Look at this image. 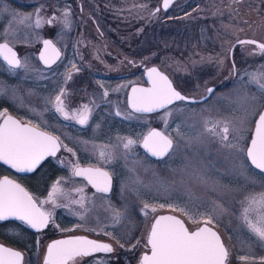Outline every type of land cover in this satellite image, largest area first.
Segmentation results:
<instances>
[{"label": "rangeland", "instance_id": "rangeland-1", "mask_svg": "<svg viewBox=\"0 0 264 264\" xmlns=\"http://www.w3.org/2000/svg\"><path fill=\"white\" fill-rule=\"evenodd\" d=\"M80 1L89 13L106 19L110 30L122 32L128 44L134 45L131 40H141V46L158 57L160 66L170 73L181 92L200 97L209 85L217 84L219 88L204 102L182 101L172 105L167 130L163 114L144 117L141 122L142 116L126 111L116 115L117 110L111 104L99 111V115L108 116L105 127L100 128L102 121L97 119L85 140H80L81 136L73 130L61 131V136L77 146L84 143L91 151L89 159L110 168L119 185L111 197L95 195L85 221L110 234L113 243H117L116 249L127 252L128 264H138L141 254L148 250L146 241L157 214L174 213L185 220L190 230L202 225L193 224L179 210L160 207L177 205L201 221L211 217L210 226L219 231L229 250L228 264H262L264 241L250 233L241 214L246 196L264 192V173L255 169L242 152L225 147L203 129L206 121L228 120L244 136L241 147L251 139L255 121L264 108V96L247 84L246 74L264 71V55L251 53V45L247 49L236 47L237 64L233 69L229 49L236 40L250 35L264 39V0H178L168 11L159 12L154 9L161 0ZM59 3V0H0V39L12 38L17 44L16 38L13 39L17 37L24 42L26 46L21 44V49L26 47L23 63L27 64V69L22 68L25 73H21L15 84L0 82L3 92L0 111L14 109L24 120L39 125L45 122L43 108L47 96L46 87L41 84L50 69L37 62V30L46 29V21L53 18V13H81L75 1L74 5ZM37 14L42 21L40 27H35ZM21 16H31L32 20L21 23ZM66 60L64 57L60 64ZM221 78L224 79L220 81ZM241 84L247 87L241 88ZM125 90L123 87L122 91ZM121 102L117 104L123 105ZM155 122H160L163 131L175 142L165 159L153 160L139 152L138 157L130 158L136 154L135 146L126 156L127 150L120 151L111 163L98 156L101 148L106 149L110 144L119 147L125 138L139 143ZM136 123H140V130ZM177 123L181 124L179 136L173 130ZM145 204L149 205L148 209L144 208ZM152 207L156 208L155 212ZM117 213L118 220L114 218ZM241 256L249 259L241 261L238 259ZM97 262L98 259L93 264Z\"/></svg>", "mask_w": 264, "mask_h": 264}, {"label": "snow or ice", "instance_id": "snow-or-ice-1", "mask_svg": "<svg viewBox=\"0 0 264 264\" xmlns=\"http://www.w3.org/2000/svg\"><path fill=\"white\" fill-rule=\"evenodd\" d=\"M172 0H163V8L166 10L171 5ZM141 7H145L141 5ZM158 7L155 11L159 12ZM5 11H7L5 9ZM70 13L64 12V26L70 27L68 20ZM31 16H21L20 22L31 21ZM55 17L48 20L52 24ZM42 21L39 15L35 18V27H40ZM240 44L255 45L261 54H264V43H258L255 40H239ZM0 57L8 64L10 69L25 68L27 64L22 63L16 52L13 51L7 43L0 44ZM60 57L59 49L53 45L52 41H44V51L40 54V60L45 65L51 67ZM221 63H223L221 61ZM72 69L79 71L76 65ZM148 79L151 83L149 88H133L131 97V107L138 113L157 112L166 109L163 113L165 128L167 130V120L172 116L173 110L169 107L175 101H190L197 103L190 97L182 95L168 77L160 73L153 67L148 70ZM248 76L247 84L254 86L264 96V71L246 74ZM72 79L71 72L65 75V82ZM246 84H241V88H246ZM212 88H208L209 94L213 93ZM0 95L3 92L0 91ZM104 96L108 93L104 92ZM247 93L245 92V96ZM65 91L61 89L59 93L50 98L45 105H51L56 113H59L65 120H74L78 124L86 125L92 114V108L88 104L82 105L80 109L70 111L65 103ZM252 99H255L253 96ZM116 115H120L117 111ZM243 123V121H242ZM177 135L181 134V124L177 123L173 129ZM204 133L217 137L225 147L242 152L245 159L255 169L264 173V111H261L254 125V135L249 142L241 147L244 136L241 130L231 126L228 120H210L204 124ZM232 133L231 139L229 134ZM136 141L131 138H125L122 142V148L131 151ZM61 143L57 137L50 135L46 131L40 130V125H33L31 121L22 122L8 114L7 109L0 111V162L15 169L16 172L30 173L35 172L43 161L49 156H55L60 150ZM66 147V146H64ZM142 147L151 156L162 158L169 154L173 147L172 138L166 134V131L150 130L142 138ZM71 151V149H67ZM98 156L105 163H111L114 156L111 152L101 148ZM73 176L83 177L98 193H107L111 191V176L109 172L101 168H81L78 164L73 165ZM53 187L52 193L62 191L58 186ZM80 193L79 200H72V203L79 204L82 208L85 203L83 189H76ZM51 202L56 205L53 196L50 195L47 201L37 202L36 199L20 184L8 177L0 179V221L16 219L28 227L41 232L51 224L55 228L59 225L55 223L52 213L46 211L41 205ZM245 207L242 210L241 219L246 228L259 241H264V192L248 195L243 201ZM145 204L144 208L148 209ZM161 208H171L183 212L193 224L202 223L201 227L190 230L185 223L171 215H161L153 223L146 245L149 247L150 254L142 255L140 264H228L229 250L224 245L221 237L213 231L208 225L212 224L210 216L202 221L193 213L185 208H179L177 205H160ZM152 212L156 211L152 207ZM147 215V212H145ZM119 219V213L114 217ZM83 219V216H81ZM110 235V234H109ZM39 240H37V244ZM139 243V241H137ZM124 247L123 244L120 245ZM114 249L108 243H101L90 240L85 237H72L68 239L57 240L48 245L44 264H74L77 258L91 256L93 253H110ZM238 259L247 261L249 257L241 256ZM0 264H24V256L20 251L0 245ZM100 264V262H97ZM264 264V259H262Z\"/></svg>", "mask_w": 264, "mask_h": 264}, {"label": "flooded vegetation", "instance_id": "flooded-vegetation-1", "mask_svg": "<svg viewBox=\"0 0 264 264\" xmlns=\"http://www.w3.org/2000/svg\"><path fill=\"white\" fill-rule=\"evenodd\" d=\"M74 1L77 2L78 9L81 13H70L68 17L70 27L66 28L64 26V14L53 13L52 17L57 18V20H53L52 24H48L47 21L50 19H47L46 29L41 31L37 30L35 47L37 51V62L40 66L50 69L48 75L45 72L42 79L43 83L41 84L46 87L47 91L45 105L50 98H54L63 89L65 91L64 99L66 107L70 111L80 109L84 104H88L92 108L89 121L86 125H81L74 120H65L51 108L50 104L47 105V110L44 105L45 122L43 125H40V130L57 137L61 143L60 150L55 156L47 157L35 172H16L15 169L0 162V179L8 177L14 180L25 188L38 203L47 201L50 195L53 196L56 205L59 206H54L51 202L44 203L41 206L46 211L52 213L53 219L59 225V228H55L50 224L48 228L37 232L35 229L28 227L16 219L0 221V245L20 251L24 256V264H44L47 247L54 240L66 237H85L110 243L114 250L110 253L97 252L91 256L77 258L74 264H93L97 259L103 264H107L106 262L108 264H128L126 258L127 252L120 249L117 250L115 247L117 243H113L111 236L107 235L105 230H98L85 221V217L90 212L95 195L111 197L116 192V189H119V185L116 184V175L107 166L99 165L89 159L88 156L91 155V151L89 148L84 147V143L82 147H79L70 139L61 136L60 133L65 130H73L81 136L79 138L80 140H85L87 138L86 134L95 128L94 123L97 119L101 118L100 128L105 127L106 117L108 118V116L99 115V111L106 109L105 107L111 106V104H114L115 109L119 112L126 111L129 114L142 116L141 122H143L144 117H158L166 109L150 114L133 111L128 105L129 92L133 85H148L147 69L153 66H157L164 72L173 84L174 81L170 73L160 66L158 57H154L152 51L150 52L147 48L141 46V40H131V42H135L134 45H132L133 43L128 44L122 32L110 30L107 25V20L100 19L96 15L89 13L80 0H59V4L63 5V2H66L67 5H74ZM238 1L241 2L243 0ZM14 38H16L19 44L13 43L12 38L9 40L0 39V43H7L14 48L18 58L23 63L26 47L25 49H21V44L25 46L26 44L17 37ZM244 38H252L264 43V39L256 38L252 35ZM47 39H50L60 52L59 59L51 67L43 64L39 58V52L44 41ZM238 40L229 49L233 69L236 68L237 64L234 58L235 48L247 49L250 46L238 44ZM251 46H253V48H249L251 49L249 50L251 53L264 55L259 52V49L255 45ZM64 57L67 60L61 65L60 62ZM73 64L76 65L79 71L72 69ZM60 65L62 68H60ZM0 69L2 70L0 71V82L4 81L12 85L22 77L21 73H25V70H22V68L10 69L3 59H0ZM8 70L11 72H21H17V74L20 73V75H17L16 73L8 72ZM62 71L65 72L61 77L60 74ZM69 72L72 74V79L65 82V75ZM224 78H221L220 81ZM212 85L216 86V91L219 90L217 84ZM123 87L126 89L125 91H122ZM104 92H107L108 95L104 96ZM118 101H122L121 103L123 105L117 104ZM7 111L13 118L27 122L14 109L9 108ZM159 123L155 122L156 125H152L143 136L152 128H159L163 131ZM32 124L34 126L37 125L33 122ZM139 124L136 123V127H140V130L141 126H138ZM142 138L139 143L134 145L136 147V154L130 155V158L138 157L137 152H139V154L146 155L153 160H162L171 153L175 144L172 139L173 147L169 154L162 159H156L152 158L144 150L141 144ZM67 149H71V151ZM105 150L111 152L114 159L118 158L120 151H125L122 148V144L119 147L115 146V144H110ZM76 164L81 168L96 167L109 172L112 178L111 191L109 193H98L83 177L73 176L72 169L73 165ZM57 181L60 182L58 187L62 191L52 193V189L56 186ZM80 188L83 189L85 196L83 208L79 204L72 203V200L80 199V193L76 191V189ZM81 216H83V219H81ZM37 240H39L38 244ZM146 247L148 250L143 253L149 251V247ZM112 254L114 256L110 258Z\"/></svg>", "mask_w": 264, "mask_h": 264}, {"label": "water", "instance_id": "water-1", "mask_svg": "<svg viewBox=\"0 0 264 264\" xmlns=\"http://www.w3.org/2000/svg\"><path fill=\"white\" fill-rule=\"evenodd\" d=\"M176 1H178V0H172V3H171V5L168 7V9H164L163 8V0H161L160 1V5H158L156 8H160L162 11H168L171 7H172V5L176 2ZM156 8L154 9V12H157V11H155L156 10ZM47 40H50V39H47ZM240 40H255V41H257L258 43H262V42H260V41H258V40H256V39H252V38H244V39H240ZM51 41V40H50ZM239 41V40H238ZM237 41V43L238 44H240L239 42ZM53 43V42H52ZM1 44V43H0ZM9 45V44H8ZM53 45H55L54 43H53ZM9 47H11L10 45H9ZM55 47H56V45H55ZM12 48V47H11ZM57 48V47H56ZM13 49V51L15 52V49L14 48H12ZM44 51V43H43V46H42V48H41V50H40V52H39V58H40V54L42 53ZM0 59H3V57H0ZM42 61V60H41ZM43 62V61H42ZM43 64H44V62H43ZM153 67H155V68H157V70L160 72V73H162V74H164V75H166L164 72H162L157 66H153ZM153 67H150L149 69H147V73H148V70H150L151 68H153ZM167 76V75H166ZM168 77V76H167ZM168 79H169V77H168ZM170 80V79H169ZM171 81V80H170ZM172 82V81H171ZM147 83H148V85H144V86H142V85H133L132 86V88H131V90H130V92H129V96H128V105H129V107L132 109V107H131V97H132V89L135 87V88H149V87H151V83H150V81H149V79H148V75H147ZM172 85H173V87L174 88H176L175 86H174V84L172 83ZM208 88H212L214 91L216 90V86L215 85H210V86H208L207 87V89ZM176 90L177 91H179L182 95H184V96H186V97H190V98H192L193 100H195V101H198V102H204V101H206V100H208L210 97H211V95L214 93V91H213V93L212 94H209L208 92H207V90H206V93L204 94V95H202V96H200V97H195V96H190V95H187V94H185V93H183V92H181L179 89H177L176 88ZM178 102H181V101H175L173 104H175V103H178ZM183 102H187V103H192V102H190V101H183ZM172 104V105H173ZM171 106V105H170ZM133 110V109H132ZM162 110H164V109H161V110H159V111H162ZM134 111V110H133ZM159 111H157V112H159ZM262 111H264V108H263V110ZM138 113V112H137ZM151 113H154V112H151ZM142 114H150V113H142ZM158 130V131H162V130H160L159 128H152L151 130ZM42 131V130H41ZM148 134V133H147ZM146 134V135H147ZM145 135V136H146ZM254 135V129H253V132H252V136ZM252 136H251V138H252ZM142 144V143H141ZM145 150V149H144ZM146 151V150H145ZM171 151V150H170ZM148 153V152H147ZM150 156H151V154L150 153H148ZM167 156V155H166ZM166 156H164V157H166ZM152 158H156V159H162V158H164V157H162V158H157V157H153V156H151ZM250 162V161H249ZM254 167V166H253ZM83 168H96V167H83ZM255 168V167H254ZM102 170H104V169H102ZM104 171H106V170H104ZM260 171V170H259ZM111 189H112V178H111ZM107 193H109V192H107ZM161 215H171V216H175L176 218H178V219H180V220H182L184 223H185V225L187 226V224H186V222H185V220L182 218V217H180V216H178V215H176V214H174V213H170V212H164V213H159V214H157L155 217H154V219H153V221H152V224H151V227H152V225H153V223L155 222V219H157L159 216H161ZM202 225H200L199 227H201ZM210 228H212V230L213 231H215V232H217V234L221 237V234L219 233V231L216 229V228H214V227H212V226H210V225H208ZM151 227H150V230H151ZM188 227V226H187ZM196 228H198V227H196ZM196 228H194V229H196ZM149 234H150V231H149ZM149 236V235H148ZM68 238H72V237H66V238H61V239H68ZM61 239H57V240H61ZM87 239H90V240H95V239H91V238H87ZM57 240H54L53 242H55V241H57ZM221 240L223 241V239H222V237H221ZM95 241H98V242H101V243H107V242H103V241H99V240H95ZM53 242H51V243H53ZM224 243V242H223ZM108 244H110V243H108ZM111 245V244H110ZM225 245V244H224ZM145 253H148V254H150V250L148 251V252H145ZM145 253H143V254H145ZM142 254V255H143ZM142 257V256H141ZM140 260H141V258H140ZM140 260H139V262H138V264H140Z\"/></svg>", "mask_w": 264, "mask_h": 264}]
</instances>
